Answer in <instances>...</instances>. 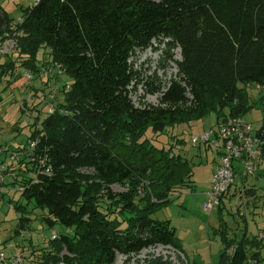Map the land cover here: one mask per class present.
I'll use <instances>...</instances> for the list:
<instances>
[{"label":"trees","instance_id":"trees-1","mask_svg":"<svg viewBox=\"0 0 264 264\" xmlns=\"http://www.w3.org/2000/svg\"><path fill=\"white\" fill-rule=\"evenodd\" d=\"M19 18L0 5V38L15 32L17 42L14 60L0 65V83L20 78L16 60L33 80L48 63L70 78L30 134L39 141L31 155L20 157L28 163L20 164V180L12 183L25 202L16 210L32 203L46 225L64 228L47 239L41 262L114 264L117 255L128 259L155 246L184 255L170 221L151 216L179 190L193 191L192 166L144 136L210 113L218 121L251 110L247 86L264 87V0H33ZM154 40L167 51L180 50L179 60L167 52L177 80L159 93L149 86V93L159 94L157 106L143 97L135 106L131 58ZM41 51L48 61L37 67ZM30 171L33 176L25 175ZM29 220L21 217L17 227L23 230ZM218 233L223 248L217 264L264 260V239L245 230L239 238L226 229ZM148 264L167 262L155 257Z\"/></svg>","mask_w":264,"mask_h":264},{"label":"rangeland","instance_id":"rangeland-1","mask_svg":"<svg viewBox=\"0 0 264 264\" xmlns=\"http://www.w3.org/2000/svg\"><path fill=\"white\" fill-rule=\"evenodd\" d=\"M32 3L33 0H0L3 10L14 21L22 15V9ZM167 52L169 55H174L175 59H180L179 49L167 51L165 44L159 40H154L151 48L136 52L132 56L131 63L136 74V84L134 85L135 90H131L129 97L135 106L142 105V102L138 101L142 97L146 103L157 106L159 104L158 93L171 80H177V67L168 60ZM46 54L47 51L37 54V67L48 61ZM14 55L15 50L3 58L14 60ZM15 62L14 70L19 73L22 67L17 60ZM48 66L51 64L48 63L46 67ZM41 76H43L42 70L39 79H32L23 84H34L33 86H35L38 83L37 89H29L25 86L22 91V86L13 88L11 86L13 81L9 77L2 78L0 83L2 96L0 141L8 146L11 153L16 152L20 157L26 155L24 152L27 151L30 134L39 128L40 122L48 113L47 110L50 112L54 104L61 99L60 90L66 84H70V78L64 73L55 74L50 78L52 82L49 81V78L48 82L41 81ZM149 86L159 87L158 93H149L147 91ZM246 91L252 108L243 118L251 122L253 129L256 130L264 121V87L250 84ZM216 121L215 114L210 113L203 119L176 125L165 130L162 134H153L148 130L144 136L158 148L165 150L171 148L173 154L182 155L192 166L193 191L187 188L179 190L171 203L162 209H157L151 216L158 221H170L176 231V237L184 255L167 249V247L155 246L144 249L140 254L128 259L117 255L114 264H148L155 257L163 258L167 264H217L223 248L218 233L220 229H226L230 236L236 238L241 236L243 230L254 236L258 235L259 238H261L260 235L264 237V175H260V171L257 172L258 176L247 178L249 192L243 200L240 201L238 196L232 195L233 186L242 180L239 176L235 177V182L229 193L227 192L226 196L221 199L220 206L211 212L202 209L201 204L206 198L205 193L209 191V181L215 165L212 161L214 157L217 161L218 157L207 144H193L191 138L213 128ZM179 141H182V144L178 143ZM26 146L27 148H25ZM21 148L24 149L19 151ZM4 163L10 164L11 161L5 156ZM26 163L28 161H23L21 158L14 161L11 170L9 168V174L12 176L5 177L4 183L0 184V187H3L0 191V251L8 255L11 253V246L7 244H19L20 247L26 248V251L21 248L24 259L22 264H43L41 255L47 250V239L53 232L57 234L64 232V228L58 223L53 227L46 225L42 219L44 213L39 209L32 210V203L27 204L26 211L15 209L18 201L25 206V202L20 200V191L18 188L16 190L12 183L15 180H20L16 169ZM233 165L237 166L236 160L233 161ZM29 167L31 165L28 164ZM262 168L264 170V161ZM235 171L240 175L241 166L238 165V169L235 168ZM25 175L33 176V173L30 171ZM112 189L115 192L122 191L119 186H113ZM21 217L30 219L27 221L29 222L27 227L23 230L17 227ZM20 231H23L22 234ZM261 264H264V260Z\"/></svg>","mask_w":264,"mask_h":264},{"label":"built area","instance_id":"built-area-1","mask_svg":"<svg viewBox=\"0 0 264 264\" xmlns=\"http://www.w3.org/2000/svg\"><path fill=\"white\" fill-rule=\"evenodd\" d=\"M20 20L18 18L16 22ZM15 36L16 33L13 32L7 33L0 38V58L5 57L14 50L16 51L17 42ZM62 73V69L56 64L42 68V75L47 79H50L55 74ZM24 76L27 82L32 80V73L30 71L25 70ZM66 87H68L67 84ZM51 112L52 110L49 113ZM38 141L39 136L28 140V148L24 152L26 156L31 155ZM191 142L193 144H207L218 154L219 162L210 180L211 189L207 193V199L201 205L202 209L206 212H211L214 208L221 205V199L226 196L227 192L229 193L230 188L235 182V177L240 176L247 179L250 176H255L264 161V130H254L252 125L243 117L220 119L218 122H215L213 128H209L201 134L193 136ZM8 154L10 156H7ZM5 156L11 161L10 164L4 163ZM19 158L20 155L17 156L16 152L11 153L8 146L0 145V184L4 183L5 177L12 176V174H9L11 166ZM234 160L237 161L236 167L233 165ZM238 165L241 166L240 175L235 171V168L238 169ZM2 188L0 187V191ZM56 237L58 235L55 232L50 236L51 239H55ZM260 237L262 238L263 236ZM162 247L175 251L170 246ZM21 252V250H16L11 256H8L0 251V264H22L24 259ZM59 264H63V262H59Z\"/></svg>","mask_w":264,"mask_h":264},{"label":"crops","instance_id":"crops-1","mask_svg":"<svg viewBox=\"0 0 264 264\" xmlns=\"http://www.w3.org/2000/svg\"><path fill=\"white\" fill-rule=\"evenodd\" d=\"M20 17V16H19ZM19 17H17V19L19 18ZM16 19V20H17ZM6 62V58H0V65L1 64H3V63H5ZM23 68V67H22ZM20 69L19 70V73H20V78L19 79H17V80H15L14 82H12V84H11V86L13 87V88H15V87H21L22 86V91H24L23 89H25V85H23L25 82H26V79H25V76H24V72H25V68H23V69ZM23 71V72H22ZM27 83V82H26ZM34 83V82H33ZM34 84H32V87L35 89H37V85H38V83L35 85V86H33ZM250 124H251V122H249ZM261 127V126H260ZM259 127V128H260ZM258 128V129H259ZM258 129H256V130H258ZM1 142V141H0ZM215 153H216V155H217V157H218V154H217V152L215 151ZM212 163L214 164L215 163V165H214V168H213V170H212V174H213V172L215 171V168H216V166H217V164H218V160L216 161V159H215V157H214V159H213V161H212ZM260 172H259V174L261 175H264V170H263V168L261 167L260 168V170H259ZM212 174H211V177H212ZM259 174H257L256 173V175L258 176ZM255 175V176H256ZM211 177H210V180H211ZM209 183H210V181H209ZM236 185V186H235ZM234 186H233V189H232V191H233V196H238L239 197V200L241 201V200H243L245 197H246V195H247V193H246V191L248 190V188H249V183H248V181H247V179L246 178H242V180L238 183V184H235ZM232 188V187H231ZM230 188V189H231ZM210 189H211V185H210V188H209V191H210ZM208 191V192H209ZM230 191V190H229ZM207 192V193H208ZM207 193H205V196H206V198H205V200L207 199ZM175 195V194H174ZM204 200V201H205ZM202 205V204H201ZM21 232V234H22V232L23 231H20ZM246 232V231H245ZM176 233V232H175ZM249 236H254L253 234H250V233H247ZM41 236H42V234H41ZM256 236V235H255ZM258 236V235H257ZM260 236H262V235H260ZM259 237V236H258ZM263 238V237H262ZM47 239V238H46ZM8 246H11V253H9L8 254V256H11L16 250H22V249H24L25 251H26V248H22V247H20V245L19 244H11V243H9V244H7ZM22 248V249H21ZM263 252V251H262ZM29 253V252H28ZM31 260H32V258H30ZM253 261H255V260H251V261H249L250 263L249 264H256V261H255V263H253Z\"/></svg>","mask_w":264,"mask_h":264},{"label":"clouds","instance_id":"clouds-1","mask_svg":"<svg viewBox=\"0 0 264 264\" xmlns=\"http://www.w3.org/2000/svg\"><path fill=\"white\" fill-rule=\"evenodd\" d=\"M56 233V232H55ZM50 238V237H49ZM49 240V239H48Z\"/></svg>","mask_w":264,"mask_h":264}]
</instances>
